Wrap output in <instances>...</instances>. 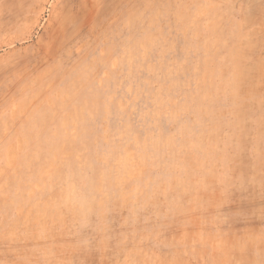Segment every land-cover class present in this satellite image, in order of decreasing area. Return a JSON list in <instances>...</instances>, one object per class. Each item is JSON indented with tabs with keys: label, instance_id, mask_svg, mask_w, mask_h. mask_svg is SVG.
Segmentation results:
<instances>
[{
	"label": "rangeland",
	"instance_id": "374dc122",
	"mask_svg": "<svg viewBox=\"0 0 264 264\" xmlns=\"http://www.w3.org/2000/svg\"><path fill=\"white\" fill-rule=\"evenodd\" d=\"M0 264H264V0H0Z\"/></svg>",
	"mask_w": 264,
	"mask_h": 264
}]
</instances>
